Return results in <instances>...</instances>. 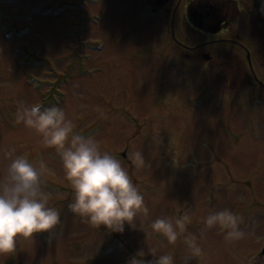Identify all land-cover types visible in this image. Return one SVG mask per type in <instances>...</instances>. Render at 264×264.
Here are the masks:
<instances>
[{
    "label": "rangeland",
    "instance_id": "1",
    "mask_svg": "<svg viewBox=\"0 0 264 264\" xmlns=\"http://www.w3.org/2000/svg\"><path fill=\"white\" fill-rule=\"evenodd\" d=\"M148 1L0 0V178L11 158L24 156L41 173L48 206L60 212L49 232L17 236L0 264H126L138 249L152 248L171 254L174 264H249L242 254L263 245L264 87L249 79L241 61L242 69L235 64L219 75L211 69L175 73L166 59L179 50L167 34L157 35V16H144ZM211 44L232 52L224 42ZM248 46L264 83V44ZM150 48L164 54V64L153 62ZM21 101L63 109L74 132L119 159L144 197L147 216L138 213L123 232H112L72 212L61 157L34 129L17 123ZM133 151L142 153L144 167L129 159ZM225 208L243 218L244 238L227 240L228 230L205 227L210 211ZM185 213L187 231L174 244L152 231L155 219ZM189 233L198 254L184 242ZM239 246L255 250L239 255Z\"/></svg>",
    "mask_w": 264,
    "mask_h": 264
},
{
    "label": "clouds",
    "instance_id": "2",
    "mask_svg": "<svg viewBox=\"0 0 264 264\" xmlns=\"http://www.w3.org/2000/svg\"><path fill=\"white\" fill-rule=\"evenodd\" d=\"M17 110V123L34 129L45 147L57 149L66 179L73 189V202L68 208L86 218L93 226L104 225L112 232H123L131 226L138 213L148 214L144 197L134 185L121 161L100 151L91 136L74 132L75 125L64 110L57 107L26 106L22 101ZM69 146L66 142L69 141ZM11 157V153H6ZM129 159L139 169L145 166L143 155L133 151ZM40 168H44L41 161ZM50 193L42 187L41 173L24 156L11 158L3 178H0V254L15 250L16 237L30 238L33 234L49 232L60 222V212L48 206ZM187 213L179 218H157L151 222L153 232L162 235L169 244L187 231ZM243 218L225 208L210 211L204 217L207 229L219 226L228 230L225 239H242ZM203 236V232H201ZM184 242L193 255L200 252L195 235L189 233ZM150 255L152 259H145ZM126 264H174L171 254L157 255L154 248L138 249Z\"/></svg>",
    "mask_w": 264,
    "mask_h": 264
},
{
    "label": "flooded vegetation",
    "instance_id": "3",
    "mask_svg": "<svg viewBox=\"0 0 264 264\" xmlns=\"http://www.w3.org/2000/svg\"><path fill=\"white\" fill-rule=\"evenodd\" d=\"M141 8L145 17L157 16V20L153 23L159 28L157 35L163 38L167 34L168 43L175 45L179 50V55L176 53L177 55L168 56L166 59L167 65L172 66L175 73L181 72L186 75L190 72L191 75H203L211 69L216 70V75H219L226 69V72L234 70L233 67L236 65L242 69L243 66L240 68L238 62L241 61L250 68L249 71L244 69L248 72L249 79L254 78L264 87L255 69L256 53L248 46L256 42L264 44V21L258 18L255 0H150ZM197 18L202 20L200 24L202 27L196 24ZM215 29L218 30L214 31ZM221 34L224 36L214 37ZM221 41L232 46V52L227 50L231 53L225 54V48L220 49L211 44L222 43ZM161 45V48L165 47V43ZM150 49L154 54L153 62L162 65L164 54L160 51L155 54L157 48ZM244 51L246 54L240 58ZM219 55H224L225 59L216 61ZM230 55L237 58L235 63L226 60V58L230 59ZM185 62L189 64L185 65ZM193 68L196 69V73H193ZM164 70L172 74L170 69ZM123 153L121 155L124 157ZM238 249L239 255L252 253L255 250L246 247L243 251L240 250V246ZM242 256L249 264H264V243L253 254H242Z\"/></svg>",
    "mask_w": 264,
    "mask_h": 264
},
{
    "label": "water",
    "instance_id": "4",
    "mask_svg": "<svg viewBox=\"0 0 264 264\" xmlns=\"http://www.w3.org/2000/svg\"><path fill=\"white\" fill-rule=\"evenodd\" d=\"M255 4H256V10H257V13H258V18L260 20L264 21V0H255ZM201 23H202V20L197 18L196 19V24L199 25L200 27H202L200 25ZM217 30L218 29H215L214 31H217ZM124 155L126 156V153H124Z\"/></svg>",
    "mask_w": 264,
    "mask_h": 264
}]
</instances>
